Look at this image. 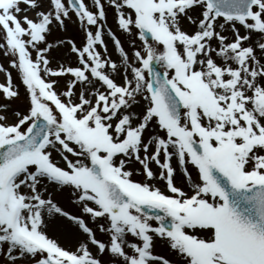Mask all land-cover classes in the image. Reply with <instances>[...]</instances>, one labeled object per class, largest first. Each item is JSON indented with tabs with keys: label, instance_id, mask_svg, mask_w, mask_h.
Listing matches in <instances>:
<instances>
[{
	"label": "rangeland",
	"instance_id": "1",
	"mask_svg": "<svg viewBox=\"0 0 264 264\" xmlns=\"http://www.w3.org/2000/svg\"><path fill=\"white\" fill-rule=\"evenodd\" d=\"M39 1L6 0L1 12L4 15L16 14L19 22L24 23L22 27L26 33L22 35V41L35 59L50 61L42 66L41 71L53 81V87L61 91L65 99L73 103L81 102V113L87 108H96L88 125H101L108 130L112 140L122 143L119 148L122 153L113 161L115 167L124 172L125 178L131 183H138L137 187L171 195L166 191L168 187L178 200L186 199L185 202L189 204V199H192V205L189 206L196 208L202 205L207 216L189 218L180 214L175 219V222L184 220L183 224L187 225L182 230L192 234L201 243L197 248L193 247L194 251H189L173 235L161 231L157 237H153L146 232L153 221L141 218L138 225H131V210L126 212L125 220H117L106 213L93 215L89 210L95 212L98 206L89 209L88 200L76 198H93V193L80 185V181L78 185L45 184L46 178L35 175L37 172L33 166H27L23 176L13 181L16 183V194L23 204L24 210L21 209L20 217L22 224L30 226V229L35 227L40 233H47L62 248L81 255L85 261L95 260L97 264H137V255L142 253L156 257L148 264H229L231 261L216 247L210 221L205 220L216 215L222 201L206 182L200 166L188 157L179 142L164 129L152 105L149 106L146 60L151 58L161 61L162 70L172 82L180 83L178 72L192 71L204 80L205 88H211L213 94L207 99L210 103L221 105L218 109L215 106L208 108L198 105L187 92H201L191 89L189 85L185 89L180 83L183 93L179 124L182 128H189L193 124L192 120H195L200 127L210 131L213 139L217 140L221 135L223 140L243 141L241 152L228 154L215 162L223 166L225 164L232 173L234 163L225 159L237 158L240 160L239 169L262 171L258 163L264 161V109L256 110L253 107L257 98H264V71L260 76L256 75L261 63H264L262 0L254 4V16L240 21L211 16L205 0H183L186 4L182 7H172L170 4L174 0H81L86 9L81 13L73 11L67 0H44L46 9L37 5ZM88 14L93 17L89 19ZM46 20L50 22L48 31L43 24ZM138 21L153 23L169 36L174 48L169 51L162 44L144 41L137 27ZM36 22L39 27H31ZM260 22L262 24L258 25ZM96 23H103V28L114 36L119 46L109 41L105 50H100L91 41ZM38 30L44 31L42 37H38ZM73 39L83 46L85 53ZM197 40L199 44L195 43ZM68 42L74 50L81 51L82 58L76 54L79 61H86L90 66V75L86 80L75 78L71 72L62 71L54 77L48 72L50 68L66 67L65 63L73 62L71 57H66ZM211 43L224 45V54L214 64L210 61ZM92 47L98 49V55L91 54ZM111 49L122 58L120 63H115L109 55ZM175 53L180 54L186 67L177 68L170 64L168 57ZM89 54L90 59L86 58ZM13 57L14 53L0 31V80L17 91L14 96L0 93V121L18 125L13 133L0 135V141L23 132L31 123L35 110L43 105L38 100L39 96L31 92L20 77ZM99 73L115 77L117 84L126 87V92L112 94L110 88L106 94L107 100L102 99L103 89L107 87L97 77ZM133 76L135 79L131 83ZM125 81L129 83L124 84ZM69 84L71 86L67 88ZM34 96L38 100L36 106ZM109 103L111 107L106 108ZM133 103H139V109ZM44 108L43 115H47L55 126V131L47 139L49 145L46 143L48 147L45 151L51 152V160L59 165H69L80 175L88 166L87 153L97 148L77 142L74 134L71 135L56 120L52 111L46 106ZM244 113L250 116L249 121H246ZM10 115L12 120H8ZM62 142L67 147H63ZM164 177L171 178L168 184ZM34 192H41L42 195L32 197L31 201L28 193ZM49 197L52 203L48 201ZM39 202L45 203L40 213L45 219L48 217L47 220H43L42 216L35 217L36 211L32 213L26 206ZM60 206L67 208L69 213L61 210ZM51 207L61 210V213H53L54 220L50 221ZM0 215V264H35L41 258L38 250L11 238V210L2 198ZM79 217L90 230L81 227L77 221ZM54 221L61 225L57 227ZM69 229L78 232L79 236ZM128 230H133V233H128ZM150 238L156 240L149 247Z\"/></svg>",
	"mask_w": 264,
	"mask_h": 264
},
{
	"label": "water",
	"instance_id": "2",
	"mask_svg": "<svg viewBox=\"0 0 264 264\" xmlns=\"http://www.w3.org/2000/svg\"><path fill=\"white\" fill-rule=\"evenodd\" d=\"M165 90L167 93H170V91L168 90V88L162 83V81L160 80V78L158 77L157 74L154 75V82H153V85H152V92L155 96V99H156V105L160 108L161 107V104H160V94L161 92ZM38 124H41V122L38 121ZM32 136V133H30L29 135V138ZM2 157H5V155H1L0 154V160ZM205 167V170H209V167L207 166V164L204 165ZM89 174H94L96 177H100L101 174H100V171L98 170V168L96 166H93L92 170L89 171ZM101 179V178H100ZM236 191V195H239V194H244L243 191L241 190H237V189H234ZM264 191V189H263ZM232 199L234 198L233 196L231 197ZM231 199V200H232Z\"/></svg>",
	"mask_w": 264,
	"mask_h": 264
},
{
	"label": "bare ground",
	"instance_id": "3",
	"mask_svg": "<svg viewBox=\"0 0 264 264\" xmlns=\"http://www.w3.org/2000/svg\"><path fill=\"white\" fill-rule=\"evenodd\" d=\"M37 5H39V3ZM210 46H211V50L209 52L210 61L214 62L215 60H219L220 55L223 53L224 45H216L215 43H211ZM110 53H111L112 57L119 63L120 62L119 55L113 49H111ZM263 71H264V63L262 62L260 68L256 72V75L260 76V73H262ZM139 107H140V104H136V108L139 109ZM53 223H55V222H53ZM55 224L57 227H59V224L57 222ZM69 231L72 233H75V235L78 234L75 231H72L70 229H69Z\"/></svg>",
	"mask_w": 264,
	"mask_h": 264
}]
</instances>
